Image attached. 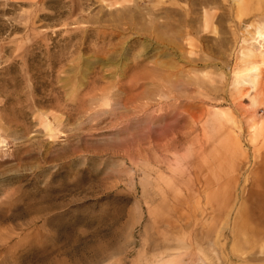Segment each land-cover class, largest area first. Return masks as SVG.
<instances>
[{"label": "rangeland", "instance_id": "rangeland-1", "mask_svg": "<svg viewBox=\"0 0 264 264\" xmlns=\"http://www.w3.org/2000/svg\"><path fill=\"white\" fill-rule=\"evenodd\" d=\"M264 0H0V264H264Z\"/></svg>", "mask_w": 264, "mask_h": 264}, {"label": "bare ground", "instance_id": "bare-ground-1", "mask_svg": "<svg viewBox=\"0 0 264 264\" xmlns=\"http://www.w3.org/2000/svg\"><path fill=\"white\" fill-rule=\"evenodd\" d=\"M257 34L260 36V37H264V31H258ZM264 40V39H263Z\"/></svg>", "mask_w": 264, "mask_h": 264}]
</instances>
